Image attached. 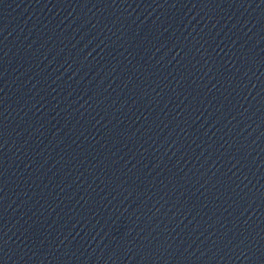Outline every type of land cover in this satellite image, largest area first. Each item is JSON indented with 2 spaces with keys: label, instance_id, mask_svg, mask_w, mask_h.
<instances>
[{
  "label": "water",
  "instance_id": "water-1",
  "mask_svg": "<svg viewBox=\"0 0 264 264\" xmlns=\"http://www.w3.org/2000/svg\"><path fill=\"white\" fill-rule=\"evenodd\" d=\"M0 264H264V0H0Z\"/></svg>",
  "mask_w": 264,
  "mask_h": 264
}]
</instances>
